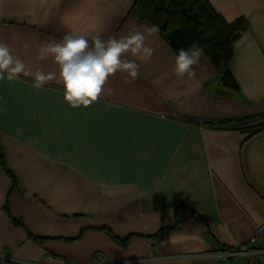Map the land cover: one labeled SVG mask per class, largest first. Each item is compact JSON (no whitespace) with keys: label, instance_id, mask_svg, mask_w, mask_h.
I'll return each mask as SVG.
<instances>
[{"label":"crops","instance_id":"obj_1","mask_svg":"<svg viewBox=\"0 0 264 264\" xmlns=\"http://www.w3.org/2000/svg\"><path fill=\"white\" fill-rule=\"evenodd\" d=\"M207 1L248 23L229 63L232 98L216 94L209 59L201 83L178 81L159 35L139 77L117 72L88 108L69 107L58 82L0 80V264H227L220 254L264 226V133L195 123L264 111V0ZM133 2L0 0V41L33 71L58 73L37 59L40 44L142 29ZM253 249L264 264V233Z\"/></svg>","mask_w":264,"mask_h":264},{"label":"clouds","instance_id":"obj_2","mask_svg":"<svg viewBox=\"0 0 264 264\" xmlns=\"http://www.w3.org/2000/svg\"><path fill=\"white\" fill-rule=\"evenodd\" d=\"M157 25L146 24L142 29L133 28L126 36H109L106 40L99 34L82 35L66 33L57 40L50 38L39 45L37 59H51L59 72L33 71L26 63L12 54V48L6 41H0V80L9 82L21 76L31 77L32 87L41 89L45 85L58 82L63 87V101L71 108H88L105 93L109 78L117 72L126 73L131 82L139 77L140 65L137 60L147 62L154 54V48L148 42L158 38ZM27 52L28 42L23 44ZM129 56L135 59H129ZM172 73L178 81L185 78L197 84L196 67L201 61H207L203 47L193 42L187 49L181 48L174 54ZM111 95L112 90L107 89ZM138 264H158L152 258L140 259Z\"/></svg>","mask_w":264,"mask_h":264},{"label":"trees","instance_id":"obj_3","mask_svg":"<svg viewBox=\"0 0 264 264\" xmlns=\"http://www.w3.org/2000/svg\"><path fill=\"white\" fill-rule=\"evenodd\" d=\"M131 13L141 21L159 26V36L174 53L181 48L187 49L193 42L200 44L218 75L216 94L232 98L238 92L229 63L234 43L248 30V23L244 19L225 21L207 0H134ZM195 123L217 130L240 131L246 134V139H250L264 133V111Z\"/></svg>","mask_w":264,"mask_h":264},{"label":"built area","instance_id":"obj_4","mask_svg":"<svg viewBox=\"0 0 264 264\" xmlns=\"http://www.w3.org/2000/svg\"><path fill=\"white\" fill-rule=\"evenodd\" d=\"M264 233V226H261L254 237H252L247 243L240 245L235 249H228L223 251L220 256L227 260V264H235L236 258L242 257L245 259L246 264H260L256 255L258 250H254L253 246L256 244L258 236Z\"/></svg>","mask_w":264,"mask_h":264},{"label":"rangeland","instance_id":"obj_5","mask_svg":"<svg viewBox=\"0 0 264 264\" xmlns=\"http://www.w3.org/2000/svg\"><path fill=\"white\" fill-rule=\"evenodd\" d=\"M234 263H236V264H246V261H245L244 258L239 257V258H236V259L234 260Z\"/></svg>","mask_w":264,"mask_h":264}]
</instances>
